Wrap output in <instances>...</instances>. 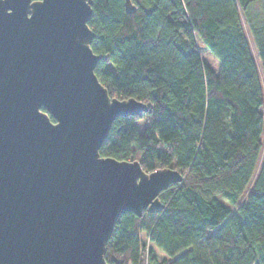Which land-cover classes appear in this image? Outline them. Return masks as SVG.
<instances>
[{"label": "trees", "instance_id": "1", "mask_svg": "<svg viewBox=\"0 0 264 264\" xmlns=\"http://www.w3.org/2000/svg\"><path fill=\"white\" fill-rule=\"evenodd\" d=\"M132 2L129 13L125 0H93L92 49L109 54L96 74L112 96L149 108L116 118L100 153L139 160L147 172L173 167L183 180L160 193L163 209L120 216L107 261L264 264V95L241 16L264 71V0ZM198 39L218 69L204 62Z\"/></svg>", "mask_w": 264, "mask_h": 264}, {"label": "water", "instance_id": "2", "mask_svg": "<svg viewBox=\"0 0 264 264\" xmlns=\"http://www.w3.org/2000/svg\"><path fill=\"white\" fill-rule=\"evenodd\" d=\"M92 5L0 0V264H109L120 216L163 209L160 193L183 180L101 155L114 120L149 106L97 76L109 54L92 49Z\"/></svg>", "mask_w": 264, "mask_h": 264}, {"label": "rangeland", "instance_id": "3", "mask_svg": "<svg viewBox=\"0 0 264 264\" xmlns=\"http://www.w3.org/2000/svg\"><path fill=\"white\" fill-rule=\"evenodd\" d=\"M241 16H242L243 27L245 29V32L247 33V36L249 37L251 49H252L253 55H254V57L256 59V62H257V66H258V70H259L260 82H261V85H262V88H263V95H264V71H263L260 59L258 57V52L256 50V46L254 44V41L251 38L249 27H248V24H247V22L245 20V17H244V14H243L242 10H241ZM197 42H198V48H199V51H200V55H201L202 59L204 60V62L209 64L212 68L218 69L219 62H218L217 57L199 39L197 40ZM262 112H263V115H264V104L262 106ZM136 124L138 126V129L142 132L145 129V127H146V120L144 118H140V119H138L136 121ZM262 142H263V152H264V133H263V136H262ZM257 173H258V169H257L256 174L253 177L252 182L249 184V187H248V189L246 191V194L243 197V199H245L247 194L249 193V191H250V189H251V187H252V185L254 183V180L256 178ZM236 210H237V207H234L233 208V212H235ZM142 237H143V240H146V239L148 240V238L145 235V233L142 234ZM157 254H158L159 258L163 257V254H162L161 251H157Z\"/></svg>", "mask_w": 264, "mask_h": 264}, {"label": "built area", "instance_id": "4", "mask_svg": "<svg viewBox=\"0 0 264 264\" xmlns=\"http://www.w3.org/2000/svg\"><path fill=\"white\" fill-rule=\"evenodd\" d=\"M149 245H147L146 247H148Z\"/></svg>", "mask_w": 264, "mask_h": 264}]
</instances>
